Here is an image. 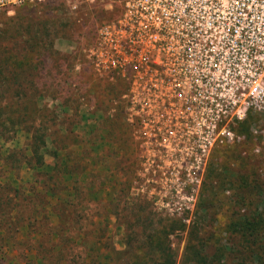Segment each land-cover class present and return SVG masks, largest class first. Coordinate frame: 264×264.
Listing matches in <instances>:
<instances>
[{
	"label": "built area",
	"instance_id": "obj_1",
	"mask_svg": "<svg viewBox=\"0 0 264 264\" xmlns=\"http://www.w3.org/2000/svg\"><path fill=\"white\" fill-rule=\"evenodd\" d=\"M46 1L0 0V14ZM83 1L107 10L91 57L129 83L151 193L190 196L195 208L218 150L264 146V0ZM249 117L250 142L236 131Z\"/></svg>",
	"mask_w": 264,
	"mask_h": 264
},
{
	"label": "trees",
	"instance_id": "obj_2",
	"mask_svg": "<svg viewBox=\"0 0 264 264\" xmlns=\"http://www.w3.org/2000/svg\"><path fill=\"white\" fill-rule=\"evenodd\" d=\"M30 6L33 5L25 7ZM6 16L0 14V18ZM42 71L43 63L20 61L15 56L4 57L0 52V142L9 140L14 144L13 148L7 149L4 165L16 178L24 168L32 172L29 186L22 187L9 182L5 171L0 169V264H178L179 255L171 238L182 237L188 231L186 255L181 264H222L228 248L219 246L216 253L207 257L202 229L197 228L196 223L188 226L186 221L164 219L146 201L134 205L131 210L142 226L135 234L133 245L122 242L129 251L119 253L111 249L108 225L101 224L99 219L116 216L123 221L120 230L126 233L128 210L112 211L109 204L103 205L97 199L95 175L90 166L96 163L94 150L98 144L90 140L84 148L76 135L75 120L71 128L64 130L61 127L62 117L70 120L67 111L73 112V117L77 116V101L71 98L75 93L64 97L60 82L55 86L58 80L52 79L48 85ZM116 84L123 97L129 83L118 78ZM50 88L54 92L48 96L45 90ZM94 88L91 86L86 92V99L94 94ZM45 100H52L56 106L52 109L41 106ZM96 110L104 109L96 105ZM119 121L114 122L116 128H121ZM108 123L104 120L103 126ZM256 123L249 117L236 131L250 142L251 128ZM22 138L27 144L21 141ZM100 139L106 140L103 134ZM79 146L83 147L81 152ZM244 147L249 146L246 143L216 152L202 194L246 190L252 180L250 158L245 157ZM47 157L52 159L51 164L46 163ZM106 159L107 156L103 157L101 162ZM99 175L100 187L114 183L108 172ZM208 180L216 183L210 190ZM124 185L114 183L110 197L115 196L121 202L127 196ZM241 198L236 203V210L228 216L223 233L240 239L248 257L246 264L260 263L264 254V210L258 206L246 209L248 196L243 194ZM51 216L57 218V224ZM24 232L26 237L22 239Z\"/></svg>",
	"mask_w": 264,
	"mask_h": 264
},
{
	"label": "rangeland",
	"instance_id": "obj_3",
	"mask_svg": "<svg viewBox=\"0 0 264 264\" xmlns=\"http://www.w3.org/2000/svg\"><path fill=\"white\" fill-rule=\"evenodd\" d=\"M49 1L19 8L12 15L0 18V52L4 57L15 56L20 61L43 63L41 74L46 76L48 85L52 79H57L55 86L60 82V90H63L64 97L75 93L71 98L77 101V116L73 117V112L67 111L70 120L62 117L60 125L66 130L71 128L75 120L76 135L84 143V148H87L86 142L90 140L98 144V148L94 150L96 163L90 166L95 175L97 199L103 205L109 204L112 211L118 208L128 210V219L125 223L129 228L126 229V233L120 230L123 221L118 220L116 216L99 219L101 224L108 225L107 238L111 249L119 253L126 249L129 251L122 242H126L128 246L133 245L135 234L142 226L131 210L134 205L146 201L164 219L186 221L188 226L196 223L195 226L202 229L207 257L216 253L217 248L221 246L228 248L222 264H246L245 258L248 257L244 253L240 239L223 233V230L228 216L236 210V203L242 199L243 194L248 196L246 209L250 206H258L260 210H264V146L244 147L242 150L245 157L248 156L251 160L249 165L252 182L245 187L246 190L218 191L214 194L210 191L206 192L192 202L195 208L190 209L186 208L191 203L188 199L190 196L151 193V188L156 185L151 184L145 176L143 164L139 159V146L128 122L125 99L127 92L122 97L121 89H118L116 84L119 77L98 71L91 57L98 40L97 32L109 20L106 8L102 4H87L83 0ZM86 70L89 71L87 74ZM91 86L95 87L94 94L86 99L84 95L89 92ZM45 92L49 96L54 90L50 88ZM42 105H47L50 109L56 106L52 100H45ZM96 105L103 106L104 110L101 112L96 110ZM104 120L109 121L105 127ZM117 120H120L121 128H116L114 125ZM9 130L13 134L12 127ZM114 130H117V133H114ZM100 134H103L106 140L101 141ZM21 141L26 142L25 138ZM122 142L123 144H120ZM13 147L14 144L9 140L0 142V169L5 171L7 180L13 185L27 187L28 182L32 180V172L24 168L16 178L4 165L7 149ZM78 150L81 152L83 147L79 146ZM256 150L258 152H255ZM106 156L105 162H101ZM46 163L51 164L52 159L47 157ZM132 165L135 166L130 169ZM104 172H108L110 180L115 184L125 183L123 187H127V196L121 202L116 200L115 196L111 198L109 195L113 193L111 186L114 183L100 187L99 174ZM215 184L212 180H208V189L210 190ZM239 186L240 184L236 185ZM116 187L122 188L117 185ZM51 218L53 223L57 224V218L55 216ZM187 233L182 237L171 238L173 248L179 255L178 264L184 261L186 255ZM25 237L24 232L21 238ZM10 254L15 255L12 252ZM261 258L260 263L256 264H264L263 253Z\"/></svg>",
	"mask_w": 264,
	"mask_h": 264
}]
</instances>
